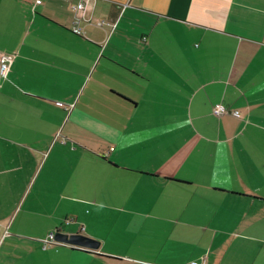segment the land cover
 Here are the masks:
<instances>
[{
    "label": "crops",
    "instance_id": "obj_1",
    "mask_svg": "<svg viewBox=\"0 0 264 264\" xmlns=\"http://www.w3.org/2000/svg\"><path fill=\"white\" fill-rule=\"evenodd\" d=\"M1 53L0 264H264V0H0Z\"/></svg>",
    "mask_w": 264,
    "mask_h": 264
},
{
    "label": "built area",
    "instance_id": "obj_2",
    "mask_svg": "<svg viewBox=\"0 0 264 264\" xmlns=\"http://www.w3.org/2000/svg\"><path fill=\"white\" fill-rule=\"evenodd\" d=\"M31 1H32L33 6L39 5V3L41 2V0H31ZM82 5H83L82 2L80 1L74 5H71V10L73 11L72 17L74 21H73V25L71 26L70 30L73 34L78 35V36H83V30L77 24V20H78L77 12L82 8ZM103 23L104 22L102 20H97L95 22V25L98 27H101ZM12 59H13L12 53H1L0 54V77L1 78H5L6 74L8 73ZM211 112L214 115H221L227 112V110L220 103H216L212 106ZM47 241L53 242L52 232L48 234ZM201 264H204V263H201Z\"/></svg>",
    "mask_w": 264,
    "mask_h": 264
},
{
    "label": "water",
    "instance_id": "obj_3",
    "mask_svg": "<svg viewBox=\"0 0 264 264\" xmlns=\"http://www.w3.org/2000/svg\"><path fill=\"white\" fill-rule=\"evenodd\" d=\"M53 241L87 249L97 248V241L78 232L67 234L64 232L56 231L53 233Z\"/></svg>",
    "mask_w": 264,
    "mask_h": 264
}]
</instances>
